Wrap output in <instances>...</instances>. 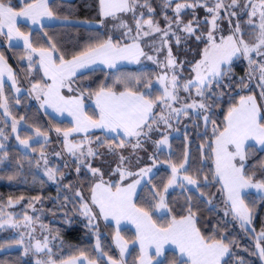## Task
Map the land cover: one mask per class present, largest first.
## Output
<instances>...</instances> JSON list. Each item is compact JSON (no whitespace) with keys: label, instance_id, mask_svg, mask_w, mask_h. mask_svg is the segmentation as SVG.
I'll return each mask as SVG.
<instances>
[{"label":"snow or ice","instance_id":"obj_1","mask_svg":"<svg viewBox=\"0 0 264 264\" xmlns=\"http://www.w3.org/2000/svg\"><path fill=\"white\" fill-rule=\"evenodd\" d=\"M171 0H167L166 6L170 5ZM251 7L252 11L249 13L250 17H255L259 12L258 31L253 33V42L250 43L243 38L240 25L237 23L233 34L227 37H221L217 42L213 31L217 27L216 21L220 18V10L225 8L241 7L240 0H231L230 5H225L224 0H216L214 6L209 7L205 2L200 3V0H195L194 3L178 2L173 9L175 13V21L165 15V20L168 22L167 29H161L159 24L149 17L142 19H135V32L133 36L132 28L126 23L121 22L120 27L125 28V36L131 39V43L114 42L111 37L106 40L98 41L95 44H90L81 52L73 55L71 59H65L63 55L56 56L58 51L54 43L50 44L48 48H36L30 40V33L21 31L18 26L19 22H30L32 25H40L43 27V21L59 19L55 12L50 7L49 0H17V5L12 4V0H0V35L5 36L8 41L13 39L22 41L23 46L27 51V60L29 64L34 62V57H38L35 61L39 64V68L43 71V76L47 78L44 84L36 83L32 85V92L36 94V99L41 100V107H50L58 113L67 112L73 118L74 126L67 130L56 128L57 134L63 135V143L65 150L74 157H77L78 165L76 171L79 173L80 164H84L83 157H95L97 152L91 147L85 153L83 143H73L69 137L73 133H87L90 129H102L107 132L116 133L117 136L135 138L136 142L132 147H141V137H148L149 133L153 131V125L163 122L165 125L169 124V117L162 113L157 119L154 109L158 105L169 110L170 115H179L183 112L187 115V109H203L207 111L208 105L202 100L197 102L193 100L192 103H185L181 108H174L173 103L179 100L177 92L179 90L178 77L173 74L169 77L167 74L158 77V82L163 88L161 96L155 99L150 98L149 94L139 91L135 86L129 83H124L123 91H116L113 86H105L101 84L95 91L88 89H73L74 78L78 72L83 69H89L92 65L97 63L105 65L109 69L117 67L120 61H128L130 63L140 62V57L146 56L148 60L156 62L153 56L147 55L141 47L140 41L144 37H148L155 33L161 34V44L167 45L168 40L164 39L169 36L172 23L175 22L178 26L183 22L181 20V12L187 8L204 7L205 10L212 14L211 24L212 30L207 34V46L203 49L202 58L196 62L192 71L195 73L194 79L189 80L183 85V90L190 92L194 87L196 95L200 97L205 96V91H211V85L215 82L219 84L224 75L230 71V68H225V65H231L233 58L243 56L249 62L250 67L256 65L259 71L258 87L260 91V99L264 101V0H259V4L252 3L248 0L242 7ZM137 7L147 8L149 13L154 12V9L148 4L147 0L143 5L139 4V0H99V14L101 16V24L104 19H116L120 13L132 12L135 14ZM231 16H236L237 13L232 11ZM252 24L250 18L248 21ZM182 31L189 37H195L197 41L202 39V35L196 34V28L193 26V21L183 24ZM175 35V33H172ZM240 34V35H237ZM176 43H180L179 36L176 37ZM159 51V49H156ZM252 53L260 57V62L252 58ZM23 59V58H22ZM167 64L165 67L174 69L178 65L172 55L171 47L168 48V56L166 57ZM256 70V69H253ZM7 73L9 80L12 81L13 87L16 86V77L8 66L7 61L2 53H0V108H3L4 115H10L8 111L7 98L3 96V76ZM252 73H249V78ZM130 80H135L136 85L140 84L139 77H130ZM123 81L117 79L116 83ZM243 87H247L243 84ZM150 87V85H145ZM68 89L72 93L78 91L79 94L66 96L62 93V89ZM19 92L20 89L16 88ZM89 96L95 97L96 108L99 110L97 118L87 114L84 110V96L85 93ZM23 119V117H21ZM207 123L209 117L204 116ZM213 124L214 139L211 142L210 149L214 158L215 170L213 179L218 180L221 184V191L226 194L225 203L230 205L233 218L239 220L241 227L251 222V209L245 204L242 195L245 189L254 188L258 191H264V180L254 181V176L246 174L245 162L248 156L249 141H254L256 144L264 148V113L261 111V105L257 102L255 95L241 96L239 103L233 104L229 107L227 115L224 117V125L222 128L217 127L215 121ZM17 121L14 117L12 120V131H17ZM36 136H43L47 142V133L42 132L39 128L35 130ZM2 135V133H0ZM7 137H5L6 139ZM17 140L25 147H29V139H20L17 135ZM85 141L89 144L91 141L85 136ZM126 144L124 139L120 140L119 144H107L109 151H114L115 148H122ZM157 147L168 144V137L165 135L161 140L156 142ZM100 146H105V142L101 141ZM0 147H3L0 144ZM34 150V149H33ZM79 154V155H77ZM5 156L7 153L4 154ZM59 155V153H56ZM41 159L47 165L48 161L43 152H41ZM121 165H123L125 157L121 156ZM187 154L185 155V161ZM2 162V161H0ZM39 163V162H37ZM156 161L153 160V166ZM93 176H99V182L95 183L91 191V204L99 209V215L105 220L109 218L116 221L119 226L121 220H128L136 227V242L139 243L140 256L139 264H166L165 260L158 258L165 256V245L173 244L179 250L181 259L179 262L173 261L172 264H222L223 258L230 253V244L225 242V238H216L215 236H204L200 229L196 226V213L191 207L188 208V214L177 219L175 216L167 221L166 224L158 225L152 219L148 210L137 207L134 202L137 186L140 185L141 180L146 177L152 168H140L138 172L128 171L127 168L118 166L116 171L119 173V183H108L104 181L103 174L97 168H92L90 164L86 165ZM171 177L164 185L163 193H166L169 188L173 186L184 187V182L188 185L198 187L197 179L191 175L180 176V170H185V163L179 166L171 164ZM264 168V164L261 165ZM45 174L49 180L55 181L56 170L47 168ZM129 177H136L130 183L124 184L123 181ZM11 179V177H9ZM207 180V177H205ZM149 183L151 181L149 180ZM157 191L155 196L159 197L158 202L154 205L155 208H167V203L164 194ZM203 195V193H201ZM76 196L81 198V214L86 216L89 223L96 219L92 208L84 201L83 196L79 191ZM39 200V197L34 198ZM9 204L12 201L9 200ZM227 214V213H226ZM25 226L30 227L32 217L25 215ZM17 227V223L13 222L11 216L8 219H0V227L4 225ZM260 239H264V231L261 232L257 240L256 248L261 260H264V246H261ZM116 245L120 249V260L108 257V264H124V254L127 249V241L120 236L119 231L116 233ZM24 244V234H20V238L15 241H10L7 247L13 245ZM5 247L0 244V248ZM36 252H42L48 248V241L45 238L44 242L37 241L34 245ZM97 249L100 248L99 238H97ZM25 254L29 251L28 247L24 248ZM51 251L50 249L48 250ZM106 255V254H105ZM83 260L87 264H97L95 260H89L83 253H81ZM36 264H57V261L49 256L47 261L36 260ZM59 264H80V258H70L66 261H60Z\"/></svg>","mask_w":264,"mask_h":264},{"label":"trees","instance_id":"obj_2","mask_svg":"<svg viewBox=\"0 0 264 264\" xmlns=\"http://www.w3.org/2000/svg\"><path fill=\"white\" fill-rule=\"evenodd\" d=\"M226 3L231 0H224ZM148 4L154 9V12L149 13L145 7H137L139 11L144 13V18H153L155 21L161 23L162 27L168 26L165 20V15L175 21V13L173 9L178 2L184 0L171 1L170 5L166 6L167 0H147ZM188 3L191 0H187ZM216 1H213L215 4ZM248 0H240L241 7L235 8L241 20L246 19L248 8L243 9V5ZM145 0H139V4L143 5ZM13 5H17V0H12ZM50 7L59 19L69 20L70 23H60L55 25H46L41 29L31 30L29 26L21 24L22 29L26 33H31L32 44L36 48H48L50 44L54 43L58 49L57 57L63 55L64 58L71 59L73 55L78 54L90 44H95L98 41L106 40L113 36L110 31L102 27H93L86 24V22H100L101 16L99 14V0H51ZM247 9V10H246ZM229 11V8L227 9ZM227 11V12H228ZM225 9H221V13L226 18ZM207 14L203 7H196L184 9L181 12V20L185 22H198L196 34L202 35V39L197 41L195 37H189L185 32H181L178 36L180 38V45L174 43L176 60L183 62L182 79H187L192 73V66L197 61L204 47L208 44L207 32L208 20ZM174 24V22L172 23ZM173 41V39H172ZM0 51L8 59L12 66L20 62V58L26 55L24 47H7L0 46ZM13 58V59H12ZM16 62V63H15ZM22 67L27 72L26 64ZM230 75L225 78L224 83L219 86H213L212 92L207 98L208 109L206 115L209 116V123L203 121V113L195 115L191 113L188 117L179 120L172 126L174 130H178V134L172 138V147L168 152L158 151L156 142L162 138L158 132L159 123L153 125L148 137H141L146 140L143 143L142 157H137V154L130 153L125 157L126 166L136 165L135 170L140 166H144L145 162L152 163L153 159L160 163V169L151 177V183H146L140 190L136 200L137 207L148 210L155 219L158 225L166 224L173 216L179 219L188 214V208L191 207L196 213L197 226L201 233L206 236H215L216 238H225V242L230 244L231 253L224 264H264L260 259L258 249L256 248L258 236L264 231V197L250 196L247 202L254 214V223L252 230L241 229L232 220L228 213V204L225 203L226 196L221 191V184L218 180L213 179L215 170L214 158L211 153L210 145L213 136V124L222 128L224 125V117L227 115L229 107L233 104L239 103L241 96L256 93L259 96L254 84L249 88V67L247 62L240 58L232 65ZM158 69L156 67H120L116 70H107L105 68H98L87 71L74 78V87L76 89H88L95 91L101 84L105 86H113L116 91H123L124 83H129L135 86L139 91L151 95L153 99L161 95V90L157 87L152 88V92H148L152 84H154ZM40 78V75H38ZM130 77H139L140 84L136 85L135 80H130ZM123 81L116 83L117 79ZM21 84L24 86L25 81L19 77ZM246 84L247 87H243ZM150 85V87H145ZM3 96L7 98L9 108L12 116L19 121H23L26 128L21 130L23 137L34 136L35 130L39 128L42 132L47 133L49 140L47 142L40 141L33 144V147L38 150L50 152L59 139L56 136V128L62 131L72 127V123L67 120H58L49 117L45 114L39 105L32 98L30 92L22 94L20 97L14 95L13 89L8 84L5 85V92ZM95 97L89 96L85 93V100L88 104L87 112L94 118H97L98 113L92 106V101ZM3 101L0 100V103ZM1 113V108H0ZM23 117V119H21ZM159 119V116H158ZM29 128V129H27ZM55 134V135H54ZM61 135V134H57ZM101 135L96 133L95 136ZM57 137V138H56ZM61 137V136H60ZM108 141L114 140L107 138ZM4 142L9 145L5 150L7 155H3L0 163V217L8 212L14 211L19 213V220H24V216L31 213V208L37 211H43L48 216L46 221L52 225V230L59 236L58 243L64 245L67 251H64L63 258L67 256H79L81 253L89 256V258H96L97 251L94 248L96 243V232L92 231L83 221L80 216H77L79 210V200L75 196L78 183L73 177V173L68 170V161L61 160V169L59 173L65 180V183L55 186L50 184L38 171L40 156L38 154L24 153L12 140ZM136 140H130V144H135ZM44 145L46 147L44 148ZM102 147V146H101ZM44 148V149H43ZM103 148V147H102ZM56 150V149H55ZM4 153V154H5ZM189 157V165L186 170L188 175L199 181L197 189H178L171 192L167 197V205L169 213L167 215H159L154 205L158 202L159 197L154 193L157 191L163 193L164 185L171 177V164L179 166L185 162V155ZM75 161V159H74ZM107 161V159H105ZM77 165V162L74 163ZM264 149L260 150L250 147L245 164L246 174L253 175L254 180H264ZM77 166H75L76 168ZM80 177L83 181L85 191H90L92 185V176L81 168ZM69 174V175H68ZM11 177V179H9ZM207 177V180H205ZM203 193V195L201 194ZM39 197V200L34 198ZM9 200L12 204H9ZM17 203L18 205H14ZM227 213V214H226ZM72 222L67 221L73 218ZM10 229H0V244L5 247L0 248V264H35L30 258H25L21 249L7 250V244L10 241L18 240L10 237L15 233ZM114 232L113 229L110 233ZM122 234L129 242H134L136 234L129 228L121 230ZM110 233L101 230V243L103 252L112 258L119 257L117 250L113 246ZM61 241V242H60ZM260 244L264 246V239H260ZM139 248L133 247L128 258L129 264H136L135 261L139 259ZM166 264H172L173 261L179 262L180 256L174 250H168L166 253ZM165 258L163 260H165ZM102 264H106L102 260Z\"/></svg>","mask_w":264,"mask_h":264},{"label":"rangeland","instance_id":"obj_3","mask_svg":"<svg viewBox=\"0 0 264 264\" xmlns=\"http://www.w3.org/2000/svg\"><path fill=\"white\" fill-rule=\"evenodd\" d=\"M171 1H174V0H171ZM192 1L195 2V0H191V2ZM213 1H216V0H200V3L204 4L206 2L208 4V6L211 7V6H214ZM50 2H51V0H49V4H50ZM224 3H225V1H224ZM252 3H255V4L258 5L259 4V0H252ZM230 4H231V1L226 3V6L230 5ZM195 9L192 8V10H195ZM227 9L228 8H225V11H226L225 13H226L227 17L225 18L224 15L221 13V10H220V18L217 19V21H216L217 27L213 31V34H214L217 42H219V40H220V38L222 36L223 37H227L228 35L233 34L237 23H239L240 29H241V33L240 34L243 35V38L246 41L252 43L253 42V33L255 31H258V25H259V22H260L259 21V12H257V15L255 17H250L249 13L252 11V9H251V7H249L248 8L249 9L248 13L246 15V19L245 20L244 19L241 20L239 18V16H238V12L235 10V8H229V11ZM203 10L207 14H209L205 10L204 7H203ZM183 11L184 10H182V12ZM232 11H235L237 13V15L236 16L229 15V13L232 12ZM141 13H143V12L139 11L138 8H137L136 11H135V14L132 13V12L120 13V14H118V17L116 19H113L111 17L104 19L103 24H101V21L100 22H90V23L86 22V24H90V25L95 26V27H102L103 29L110 31L111 34H113V36H111V39L114 42L131 43V39L128 36H125L126 29L120 27V24H121V22H124L129 27H131L132 28L131 35L134 36L136 34V32H135V19H141ZM134 15H135V19H134ZM211 15L212 14L206 15V19L208 20L209 31L212 30ZM250 18L253 21L252 24L248 23ZM142 19H145V20L148 19V18H144V13H143ZM70 22L71 21H69V20H63V19H53V20L45 19L43 21V26L55 25V24H60V23H70ZM154 22L158 23L161 29H167L168 28V26L162 27L161 23L158 22V21L154 20ZM21 24L29 26L32 31L42 28L40 25H32L30 22H24L23 20H21L19 22L18 26L21 28V31H23V32H25V31L22 29ZM185 24H187V22H185ZM197 24H198V22L196 20H194L193 21V26L196 29H197ZM182 28H183V26H181V25L178 26L175 22H174V24H172L171 30L169 32V36L164 38V39L168 40V44L167 45H162L161 44V34L160 33H155V34L150 35L148 37L142 38V40L140 41L141 47L144 49V51H145V53H147V55L153 56L155 58V60H156L155 63L152 60H148L146 58V56L140 57V62L139 63H135V62L130 63L128 61H120V62L117 63V67L114 68V69H109L105 65L97 63L95 65H92V67L89 68V69L81 70L80 72H78L77 76L80 75V74H83V73H85L87 71L98 69L100 67L105 68L107 70H116V69H118L120 67H125V66H129V67H133V66H136V67H147V66L148 67H156L158 69V71H159L158 72V76H157L154 84H152L151 88L148 90V92H152L151 91L152 88L153 87H157V88H159L161 90V95H162L163 88L158 82V77L161 76V75H165V74H167L169 77H171L173 74H175L178 77V82H179V90L177 92V96L179 97V100L177 102L173 103V107L174 108H181L183 104H185V103L190 104V103L193 102V100H196L197 102H200L202 100L207 105V103H208L207 102V98L212 92V87L213 86H219L222 83H224L227 74L223 76V78L220 80L219 84L214 82L211 85V91L209 92V91L206 90L204 97L197 96L196 95V89L194 87L191 89L190 92H186V91L183 90V85L185 83H187L189 80L194 79L195 73L192 71V73L190 74V76L187 79H182L181 78L184 66H183V62L180 61V63H179L176 60V53H175L174 43H176V37L181 32H183ZM208 32H207V34H208ZM172 33H175V35H173ZM240 34H237V35H240ZM172 39H173V41H172ZM30 40L32 42L31 33H30ZM1 45H5V46H7L9 48L10 47H24L22 41H17L15 39H13L12 41H8V39L5 36L0 35V46ZM178 45H180V43L177 44L176 46H178ZM169 47H171L172 55H173V57L176 60V64L178 65L174 69H171L169 67H165V65L167 64L166 57L168 56V48ZM156 49H159V51H157ZM0 53H2V52L0 51ZM202 53H201L200 58L197 61H195L194 64L196 62H198L202 58ZM55 55L57 56L56 53H55ZM251 55H252V58L254 60H256L258 63L260 62L261 58L256 56L255 53H252ZM22 58H20L21 60H20L19 63L15 62L16 63L15 66H12L10 64V62L8 61V59L5 57L8 66L11 67V69H12V71H13L15 77H16V81L17 82H16V86L13 87L12 81L9 80V78L7 76V73H5V75L3 76V93L5 92V85H7V84L12 87L14 95L16 97H20L22 94L30 92L32 94V98L34 99V101L39 105V107L41 108V110L45 114H47L49 117L54 118V119L67 120V121L71 122L72 125L74 126L73 118L70 115H68L67 112H64V113L61 114V113H58V112L54 111L50 107H47V106L41 107V100H37L36 99V94L34 92H32V85L36 84V83H40V84H44L45 82L50 83V81H47V78L43 76V71L39 68V64L35 62V61L38 60V57H34L33 58L34 62L31 64V66L29 64V61L27 60V51H26V55L24 57H22ZM240 58H243L247 62L248 67H249V73L250 72L252 73V77H251L252 81L249 82V87L247 88V91L254 84V86L256 87L257 91L260 94L261 89L258 87L259 71L256 68V65H253V66L250 67L248 60L246 58H244L243 56H240L239 58H233V60L231 62V65H225L223 67H225L226 69L230 68V71L227 72L228 75H230V73L232 71V68H231L232 65L234 64V62L236 60H239ZM20 63L27 65V68H28L27 72L25 71V69L22 67V65ZM253 69H256V70H253ZM38 75H40V78L38 77ZM19 77L23 78V81H25L24 82L25 83L24 86L21 84V80L19 79ZM72 87H73L74 90L76 89L74 87V83H73ZM16 88H19L20 91L17 92ZM62 93L64 95H66V96H70V95H74V94L78 95L79 94L78 91L70 93V92H68L67 88L62 89ZM250 95H255L257 97V102H258V104L261 105V111H262V113H264V101H262L260 99V95L258 96L256 93H253V94H250ZM150 98H152L151 95H150ZM7 104H8V102H7ZM87 106H88V104L86 103L85 96H84V110L88 114ZM92 106H93V108L95 107L94 110L96 109V111L98 113L99 110L96 108L95 98L92 101ZM4 111L5 110L3 108H1V113H0V133H2V135H0V144H2L3 147H0V161H1V158L3 157V155L5 153V150L9 146V145H7L4 142V140H6V141H8V139H9V141L13 140L15 142V144L24 153H26V154H38V156H40V162H39V165H38L39 173L50 184L55 185V186L56 185L59 186L60 184L65 183V180L63 179V177H61V175L59 173V170L61 169V164L60 163H61V160H64V159L67 160L68 161L67 162L68 163V165H67L68 166V170H69L70 173L71 172L73 173V177L75 178L74 180L77 181L78 186L80 187V188H77L76 192L79 191L81 193V195L84 198V201L89 204V206L93 210V213L96 215V219L93 220L91 222V224H90L88 218L81 214V203H82V201H81L80 197L76 196V192H75V196L79 200V205L77 207V210H79V213H77V216H75V217L80 216L81 221L84 220L85 222L84 221L83 222L92 231L96 232V234H95L96 243L94 245V248L97 251L96 258L95 259L94 258L93 259L89 258V256H86L85 254H84V256H86L89 260L97 261V264H102V260H104L106 262V264H108V257L109 256L105 255V253L103 252L102 243H101V236L100 235H101V230L102 229L103 230L106 229V232L108 234L110 233V230L113 229L114 232L110 233V236L112 237L111 240L113 242V246L115 247V249L117 250V253L119 255V257L116 260H120L121 259V257H120V249L117 247L116 240H115L116 233H117V231H119L120 236L123 237V239L125 241H127V249L128 250L125 252L124 257H123L124 264H129L128 258L130 256V253H131L133 247L137 246L139 248V251H140V247H139V243L136 242V239H135L134 242H129V240H127L126 237L122 234L121 230H123L125 228H129L132 231H134V233L136 234L135 225L132 224L128 220H123L122 219L120 224H119V226H118L116 224L115 220H113L111 218H109L108 220H105L102 216H100L99 215V209L96 206L91 204V191L87 192V191H85V189L83 187L84 183L82 181V178L80 177V173H81L80 171H81V168H83L85 170H88V172L92 176V185H91V187H92L95 183L99 182V176H93V174L89 171L88 167L86 166L88 164H90L92 168H97V169L100 170V172L103 174L104 181H106L108 183H113V184L120 182L119 173L116 171L118 166H121L123 168H127V170L131 171V172H138L140 170V168H152V171L146 177H144L141 180L140 185L137 186L136 194H135V196L133 198L134 202L136 203V200H137V197L139 195V192H140L141 188L146 183H148L149 180L151 179V177H153V175L158 171V169H160V163H158L155 160L156 161L155 166H153V161H152L151 164H149L148 162H145L144 166H140L141 165V162H140L139 163V169L135 170V168L137 167V164L136 165H130V166L128 165V166H126L125 165L126 162L124 160L123 165H121L120 157L121 156H125V155L130 154V153H134V154H137V157L141 158L142 154H143V146H144L143 143L146 140H142L141 141V147L134 149L132 147L133 144H130V142H128L129 138L122 137V135L121 136H117L116 133H111L110 134L109 132H106L107 133L106 134L104 132H100L101 129H90L87 133H73L69 137V140L72 141L73 143H81L82 142L85 153H87V149L89 147H91L94 151L97 152V155L95 157H87V156H85V157L82 158V159H84V164H80L79 165L80 166V171L78 173L76 171L77 167L75 168V166H77L79 162L77 160V157L72 156L71 154H69L65 150L64 143H63V139L64 138H63L62 133L60 135L61 137L56 134V136L59 139L56 140L57 143L54 145V148H52L50 150V152L49 151L47 152L46 149H44L46 147V145H44V148H43L44 150H38V149L33 147V144L37 143V142H40V141H45V138L43 136H36V132H34L35 133L34 136L23 137L20 133H21V130L23 128H26V126H25L23 121H19V120H17V121H19V123L17 124V131L13 132L12 131L13 116H12L11 110L9 108V105H8V111L10 112V115H7V116L4 115ZM186 111L188 113L186 115V117L191 115V113H194L195 115L203 113L204 116L206 115V111L203 110V109L189 108ZM154 113L156 114L157 119H158V116L161 113L164 116L169 117V124L171 125L170 127L168 125H165L163 122H160L159 123V127H158V132H159L160 135H162V138L165 135H167L168 144L167 145H160L159 148L157 147V144H155L157 149H158V151L168 152V151L171 150V147H172V138L175 135L178 134V130H174V128H172V126H174V124L176 122H178L179 120H181V121L184 120L183 118L185 117V115L183 114V112H181L179 115H176L174 113L170 115L169 110L166 109V108H163L162 105H158L154 109ZM204 116L202 118H203V121L205 122ZM93 119H95V118L93 117ZM208 123H209V121L206 124H208ZM72 127H70V128H72ZM70 128H68V129H70ZM27 129H29V128H27ZM96 133H100L104 137H102L101 135L95 136ZM108 133H109V135H108ZM17 135H19L20 139L31 138V139H29V147H25L24 145L20 144L19 140H17V138H16ZM85 136H87L89 138V140L91 141L90 144L85 141ZM5 137H7V138L5 139ZM107 138H113L114 140H112V141L109 140L108 141ZM143 138H145V137H143ZM162 138H160L159 140H161ZM121 139H124L126 141L125 146L122 147V148H115L114 151H109V149H108V147L106 145L107 144H113V145L119 144ZM133 139H135V138H131L130 140H133ZM47 140H49V136L48 135H47ZM101 141L105 142V146H103V148L100 146V142ZM248 144H249V148L254 146V148L256 147V148H258L260 150L264 149L260 145L256 144L254 141H249ZM249 148H248V150H249ZM41 152L44 153V155H45V157H46V159L48 161L47 165H45L44 161L41 159ZM56 153H59V155H56ZM77 155H79V154H77ZM74 159H75V161H74ZM105 159H107V161H105ZM75 162H77V165L74 164ZM184 163H185V169L187 170L188 165H189V157H187V160ZM245 164H246V162H245ZM47 168H51V169L56 170V179H55V181H52V180L48 179L47 175L45 174ZM179 174H180V176H183V175H185L187 173L185 172V170H180ZM133 179H136V177H129L128 179L123 181V183L126 185V184L130 183ZM254 181H256V180H254ZM184 184H185L184 187L173 186V187L169 188L166 193H163L164 196H165L166 203H167L168 195L171 192L175 191V190L184 189V188H189V189H197L198 188L197 186L188 185L187 182H184ZM198 186H199V181H198ZM91 187H90V189H91ZM224 195L226 196L225 193H224ZM242 195L244 197L245 204H247L249 209H251L249 204H248V202H247V199L250 196H253V195H255L257 197L258 196L259 197H264V191H258L257 189L249 188V189H245L243 191ZM14 205L16 206L18 204L14 203ZM30 210H31V213L27 215V216L32 217V223H31L30 227H26L25 226V224H26L25 220H22V221L19 220L20 215H19V213H17V211L16 212H14V211L8 212L5 215H3L2 217H0V219H8V217L10 215L12 220H13V222L17 223V227H11V226H9L7 224L4 225L3 227H0V229H4V230L5 229H10L11 232L15 233L14 235H11L10 237L19 239L20 238V234L21 233L24 234V244L23 245H15L14 244L12 247H8L7 250L21 249L23 251V254H24L25 258L32 259L35 264H36V260L37 259H39L41 261H47L49 256H51L52 259L56 260L57 264H59L60 261H66V260H69L70 258H73V256H71V257L67 256L66 259L63 258V256H64L63 252L67 251V248L66 247L64 248V245L62 244L61 241H60L61 243L56 242V241H58V237L57 236H59V235H57L55 233V231L52 230V225L48 224V221H46V218H47L48 215L45 212L43 213V211H37V209H35L34 207L31 208ZM227 210H228V213L230 214L232 220L236 223V225L238 227H240L241 229H245V230H252L253 229L254 214H253L252 209H251V222L246 224V225H244V227H241V223H240L239 220H236V219L233 218V213L231 212L230 205H228ZM156 212L159 215H167L169 213L168 205H167V208L157 209ZM152 219L155 221L153 216H152ZM72 220H74V217L67 219V221H69V222L70 221L72 222ZM196 226H197V221H196ZM259 237L260 236H258V238ZM45 238H47V241H48V248L45 249L42 252H36L34 245L36 244L37 241H40L41 243H43ZM97 238H99V242H100V248L99 249H97V247H96ZM261 246H263V244ZM25 247H28V249H29L27 254H25V251H24ZM49 249L51 250L50 252L48 251ZM168 250H174L180 256L179 250L176 248L175 245H173V244L165 245V256H166V253H167ZM230 253H231V249H230ZM230 253L223 258L222 264H224V262L227 260V258L230 255ZM165 256L164 257H160L158 259L163 260L165 258ZM75 257L76 258H80V264H87V261L83 260V257H81V255L75 256ZM180 259H181V257H180ZM135 263L139 264V259L137 261H135Z\"/></svg>","mask_w":264,"mask_h":264},{"label":"crops","instance_id":"obj_4","mask_svg":"<svg viewBox=\"0 0 264 264\" xmlns=\"http://www.w3.org/2000/svg\"><path fill=\"white\" fill-rule=\"evenodd\" d=\"M88 25H90V24H88ZM92 25H90V27H91ZM94 27V26H93ZM100 132H104V133H106L107 131L106 130H102L101 129V131ZM110 134L112 133V132H109ZM109 133H108V135H109ZM107 134V133H106Z\"/></svg>","mask_w":264,"mask_h":264}]
</instances>
